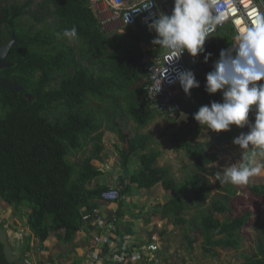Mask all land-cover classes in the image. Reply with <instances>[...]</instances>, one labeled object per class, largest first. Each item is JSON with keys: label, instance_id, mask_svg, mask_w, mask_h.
<instances>
[{"label": "trees", "instance_id": "trees-1", "mask_svg": "<svg viewBox=\"0 0 264 264\" xmlns=\"http://www.w3.org/2000/svg\"><path fill=\"white\" fill-rule=\"evenodd\" d=\"M73 26L77 38L68 40L63 30ZM123 29V33L109 34L91 0H27L23 4L0 0V46L7 44L12 31L19 42L8 56L14 65L0 75L25 89L0 88V202L18 212L26 207V224L40 245L53 234H62V240L71 244L86 225V215L90 221L103 204H112L102 199L105 193L119 191V210L114 215L119 224L120 219L131 217L122 209L124 197L134 186L149 191L161 185L168 198L158 217L181 224L191 246L195 239L188 236L190 230L201 232L206 254L216 256L219 248L241 250L246 239L243 228L255 215L246 212L221 219L237 190L219 181L218 192L209 186L210 177L221 172L214 164L233 144L238 128L232 125L229 131L219 133L212 130L214 151L210 142L198 141L210 129L194 119L199 107L223 102L222 90L215 94L205 91L206 75L215 70L220 51L234 43L233 26L220 29L205 42V52L198 54L191 66L200 86L174 100L180 104L174 115L161 113L156 101L146 99L148 60L163 50L152 44L155 31L142 24ZM145 42L152 49L144 50ZM206 53H211L207 61ZM182 112L188 114L187 121L172 141L191 164L188 174L177 179L172 166L159 164L158 141L146 130L158 115L179 117ZM254 118V111L250 112L249 121ZM120 121L135 123L136 134H125ZM241 129L244 133L249 127ZM106 131L129 147H117L120 166L129 174L122 176L118 185L112 177L109 183L101 182L107 172L94 164H105ZM136 160L139 167L133 168L131 162ZM249 191L264 197V183L250 184ZM21 216L26 217L24 209ZM253 226L256 250L243 253L240 264H264V220L255 216Z\"/></svg>", "mask_w": 264, "mask_h": 264}, {"label": "clouds", "instance_id": "clouds-1", "mask_svg": "<svg viewBox=\"0 0 264 264\" xmlns=\"http://www.w3.org/2000/svg\"><path fill=\"white\" fill-rule=\"evenodd\" d=\"M214 2L174 0L171 15L159 12L154 17L149 13L147 26L156 33L152 44L170 50L173 53L170 62L185 50L193 57L204 53L206 39L223 21L222 16L210 11ZM114 4L119 6V0H114ZM152 7L153 0H143L142 6L132 12ZM62 35L73 40L77 38V29L75 26L64 29ZM210 57L211 53H206L205 61ZM214 68L206 75L205 91L215 94L222 90L223 102L212 101L210 105L199 107L194 119L217 133L229 131L232 125L249 127L248 133H241L233 140V144L241 149V161L215 173L220 184L247 185L251 177L264 172V163L261 162L264 161V83H256L264 80V13L256 15L247 30L238 35L228 49L220 51ZM176 79L186 95H190L192 88L200 86L190 70L178 72ZM253 111L254 122H250L249 113ZM9 242L13 248L11 239Z\"/></svg>", "mask_w": 264, "mask_h": 264}, {"label": "rangeland", "instance_id": "rangeland-1", "mask_svg": "<svg viewBox=\"0 0 264 264\" xmlns=\"http://www.w3.org/2000/svg\"><path fill=\"white\" fill-rule=\"evenodd\" d=\"M7 2H18L23 4L27 0H6ZM137 0H133V3ZM35 2H40V0H35ZM100 7V9H98ZM104 11V13H100L101 11ZM94 11H96V14L98 17H103L104 19L107 18V16L110 15L109 8H106L105 5H94ZM102 20V18H101ZM106 30H108L109 34H113L114 32H120L123 33L124 29L120 22H106L105 24ZM77 43V42H72ZM144 50L152 49V45H144L142 44ZM179 117L173 116V117H166V116H159L157 117L156 121L152 123L148 129L147 132H151L155 135L156 140L158 141V144L156 145V148L160 151L161 157L159 159V164L161 166H172L173 172L177 179L183 178L188 174L189 167L191 164V161L186 158L185 154L183 152L177 151L175 145L173 144L172 138L173 135L179 134L178 128L182 126L184 123V120L180 124H178ZM124 128V133L128 136H134L136 134L137 126L135 123L130 121L129 123L125 124L122 121H120ZM178 127H176V125ZM247 126V125H246ZM238 128V136L243 132L241 127ZM142 131V132H146ZM248 131L244 133H248ZM105 143H106V150L103 154L105 158V164L104 163H98L97 161L94 162L95 165L98 167L105 168L107 173H104L102 177H100L101 182L105 183V181H109L112 178H116L114 184H119V180L122 176H126L123 172L121 166H120V154L117 151V147L119 148H125L128 149L127 143L120 142V139L117 137L116 134L106 131L105 136ZM201 143L210 142L214 146V139H213V131L209 130L205 134H203L199 140ZM214 151L216 150V147L214 146ZM242 159L241 155V149L238 145L230 144L226 147V150L222 153L220 159L218 162L214 164V167H219L221 169V172L226 167H230L238 164ZM264 163V161H261ZM131 165L133 168L139 167L138 160L131 162ZM187 167V168H186ZM211 185H209L213 192H218L217 188V182L214 177H210ZM264 183V172H262L260 175L253 176L250 178V182L247 185H233L230 184L234 189L237 190V194L231 199V202L229 203V211L227 214H223L220 216L221 219H224L225 216L229 217H237L240 215H243L246 212H252L255 216H259L264 220V198L257 197L250 193L249 191V185L250 184H262ZM160 187V186H158ZM134 190L132 192H129L127 196L124 197L125 201V211L128 214H131L132 216L136 210L142 211L144 214H153L154 212H159L162 203L165 202L168 198V194L164 191H152V190H144L140 191L136 189V186L133 188ZM163 189V187H162ZM148 195V196H147ZM147 198V200L145 199ZM122 199V198H121ZM146 201V202H145ZM119 203V202H118ZM116 204V203H115ZM0 214H1V223L3 225H6L10 231L15 234V241H11L12 245L20 247L22 245V237L24 239L23 241V247L26 250V247L30 244L33 246L32 251L30 252V260H32V263L35 264H70V261L72 260L74 254L69 253L73 252V248L71 247V244H66L62 240V234H53L49 240L45 243V245H40V242L37 238L34 239L35 236L33 231L31 230L32 234L28 236L24 231V224H26V218L27 213L26 207H22L20 211L18 212L17 209L13 208H7L0 202ZM144 206V207H143ZM142 207V208H140ZM22 209H24V213L26 215L25 219L21 217ZM149 211V212H148ZM128 214V215H129ZM141 214L138 217H134V220H139ZM255 216L245 225L243 228V235L245 236V240L243 241V247L241 250H224V249H217V255L214 256L211 254H205L203 253V238L200 235V231H194L191 230L188 232V236L190 235L192 237V240H194L193 246L190 245L189 239L186 236V232H183L181 230L182 226L181 224H174L176 226V230L178 232L177 237H174V246H172L173 250L171 259L176 264H240V262L243 261V253H252L256 249V231L253 226ZM91 225L93 224L91 221H88ZM173 224V223H172ZM187 228V226H186ZM25 233V234H24ZM96 239V238H95ZM39 244V245H38ZM20 255V254H19ZM21 256V255H20ZM146 257V256H145ZM23 258V257H22ZM184 258V259H183ZM52 260V263H50Z\"/></svg>", "mask_w": 264, "mask_h": 264}, {"label": "built area", "instance_id": "built-area-1", "mask_svg": "<svg viewBox=\"0 0 264 264\" xmlns=\"http://www.w3.org/2000/svg\"><path fill=\"white\" fill-rule=\"evenodd\" d=\"M92 7L94 9L95 4H99L106 8H109L110 15L107 18H103L102 23L106 22H120L123 28L134 26L137 24H142L147 26L150 21L146 20V17L149 16V13H152L155 17L159 12L171 15L174 0H153L154 7L148 10L141 9L138 12H132L137 7L142 6L143 0H137L133 3V0H119V6H115L114 0H91ZM100 9V7H98ZM106 10L101 11L104 13ZM213 15H220L223 17L222 23L218 24L211 36H209L205 42L210 41L214 35L222 28H225L228 25H232L236 37L247 30V28L254 22L256 15L264 13V3L262 0H215L213 7L210 9ZM128 15V22H127ZM173 53L170 50L163 49L157 57L149 59V85L147 87L148 93L146 99L148 101H156V109L161 113H167L174 115L180 108V104L174 102V100L182 95H186L178 81L176 75L180 71H191V66L195 65L199 56H191L187 50H185L178 58L174 59L172 62L171 58ZM195 78L199 82L196 74ZM175 81V82H172ZM264 83V80H262ZM196 88H192L190 93ZM120 198L119 191L117 189H112L111 191L103 195V200L106 203L117 202ZM1 209V206H0ZM94 219H88L93 223V225L99 229L104 238H98L94 236L93 240L97 247H101V243L109 244L113 242V238H117V232L119 231L118 224L115 223V216L104 217L100 210L95 211ZM1 214H0V225L10 233L11 241H15V234L8 229L6 225L1 223ZM87 220V215L85 216ZM96 238V239H95ZM114 238V239H115ZM23 237L22 245L20 247L14 246L16 253H22L25 256V260L32 264L30 260V251H26L23 247ZM120 246H115L119 248L121 252L119 257H109L108 262L110 264H132L137 262L142 256H146L150 248H135L132 245V240L130 236H123ZM32 246V245H31ZM33 247V246H32ZM93 255L88 256V264H97L102 259L100 252L94 251ZM147 257V256H146ZM152 261V260H151Z\"/></svg>", "mask_w": 264, "mask_h": 264}, {"label": "crops", "instance_id": "crops-1", "mask_svg": "<svg viewBox=\"0 0 264 264\" xmlns=\"http://www.w3.org/2000/svg\"><path fill=\"white\" fill-rule=\"evenodd\" d=\"M142 44L148 45V43L146 42ZM113 179L115 180L116 178L114 177ZM151 190L155 192L157 191L164 192L161 185H157ZM145 199L147 200V198ZM164 203L165 202H163L162 205ZM125 208H126V205L123 207L122 211H125ZM118 210H119V205L117 202H114L111 205L103 204L102 207L100 208V211L104 217L105 216L111 217L117 214ZM131 213H134L131 217L128 216V217H124L120 219V222L118 224L119 231L117 232V235H118L117 238L114 237L115 239L114 238L112 239L113 242L111 243L110 241L109 244L101 243L100 244L101 247H97V248L94 243L93 237L98 236V238L103 239L104 234H102V232L99 229H97L93 224L91 225L90 223H86L83 229H81L78 232L75 241L71 243L73 252L71 250V252L69 253H73L74 256L72 260L70 261V264L91 263V262H88L87 259L90 254L93 255V253H96L94 251L100 252L99 254L102 257L100 262H98L97 264H110L108 263L109 257H119L121 254V252L119 251V248H116L115 246L116 245L120 246V244L123 243L122 242L123 236H130L132 240L131 243L133 247L135 248H150V250L148 251V254L146 255L147 257L142 256L137 262L132 263V264H176L171 259L172 251L175 252V250H173L172 248V246H174V237H177L174 235L178 234L176 230V226L172 224V222H170L169 220L160 219L158 217L159 216L158 212H154L156 216L150 213L143 215L142 211L140 210H136L135 212H131ZM140 214H141L140 219L137 221L134 220V217H138ZM21 217L25 219V216L24 217L21 216ZM26 222H27V219H26ZM23 227H24L23 231L28 236H30L32 232L29 228V225L24 224ZM7 233L10 236V233L8 231ZM31 237H33L32 243L34 244V239L36 237L35 236H31ZM32 249L33 247L31 246V244L30 246L28 245L26 247V251L28 252L29 251L31 252ZM13 250L16 253L15 247H13ZM203 253H205L204 250H203ZM6 263H8V261L6 260L4 251L3 249L1 250V246H0V264H6ZM63 264L65 263L63 262Z\"/></svg>", "mask_w": 264, "mask_h": 264}, {"label": "water", "instance_id": "water-1", "mask_svg": "<svg viewBox=\"0 0 264 264\" xmlns=\"http://www.w3.org/2000/svg\"><path fill=\"white\" fill-rule=\"evenodd\" d=\"M18 44V41L15 37V35H12L11 40L3 45L0 46V71L12 66L11 63L8 62V56L10 54L11 49ZM0 88L2 89H7L11 91H21L23 92L25 89L18 83H12L6 81L1 75H0ZM26 96L30 99L32 97L29 94H26ZM188 114L185 112H182L179 116L178 119V124L182 122V120L187 121ZM129 175L126 173V176ZM10 238L7 233V231L3 228H0V245L3 247L4 255L6 257V260L8 261L9 264H29L25 260L21 259L13 250L12 246L10 245L9 242Z\"/></svg>", "mask_w": 264, "mask_h": 264}, {"label": "flooded vegetation", "instance_id": "flooded-vegetation-1", "mask_svg": "<svg viewBox=\"0 0 264 264\" xmlns=\"http://www.w3.org/2000/svg\"><path fill=\"white\" fill-rule=\"evenodd\" d=\"M12 3H13V2H12ZM15 3H18V2H15ZM18 4H21V3H18ZM12 35H15V37H16L15 31H12V32H11L10 40H11V38H12ZM16 39H17V38H16ZM10 40H9V41H10ZM9 41H8V42H9ZM17 41H18V40H17ZM8 42H7V43H8ZM18 43H19V42H18ZM20 43L23 44L22 42H20ZM4 45H5V44H4ZM2 46H3V45H2ZM15 46H16V45H15ZM7 60H8V59H7ZM9 63H10V62H9ZM12 65H14V64H12ZM10 67H11V66H10ZM0 72H1V71H0ZM19 254H20L21 256H19ZM19 254H18V256H19L21 259H24V258H25V256H24L22 253H19ZM22 257H23V258H22ZM32 264H35V263H32Z\"/></svg>", "mask_w": 264, "mask_h": 264}]
</instances>
